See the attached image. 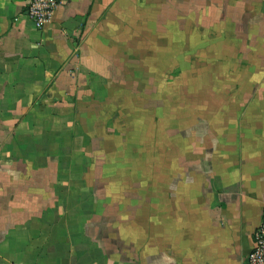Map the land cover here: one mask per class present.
Here are the masks:
<instances>
[{"label": "crops", "instance_id": "1", "mask_svg": "<svg viewBox=\"0 0 264 264\" xmlns=\"http://www.w3.org/2000/svg\"><path fill=\"white\" fill-rule=\"evenodd\" d=\"M0 0V264H246L264 214V0Z\"/></svg>", "mask_w": 264, "mask_h": 264}, {"label": "built area", "instance_id": "2", "mask_svg": "<svg viewBox=\"0 0 264 264\" xmlns=\"http://www.w3.org/2000/svg\"><path fill=\"white\" fill-rule=\"evenodd\" d=\"M25 13L37 30L42 31L51 22L59 7V0H25ZM246 264H264V214L255 236V248Z\"/></svg>", "mask_w": 264, "mask_h": 264}]
</instances>
